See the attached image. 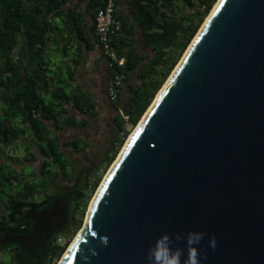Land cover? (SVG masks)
<instances>
[{
    "label": "water",
    "instance_id": "95a60500",
    "mask_svg": "<svg viewBox=\"0 0 264 264\" xmlns=\"http://www.w3.org/2000/svg\"><path fill=\"white\" fill-rule=\"evenodd\" d=\"M210 12L58 264H151L157 238L183 249L190 232L204 233L201 264H264V0H219ZM67 211L61 198L28 211L32 228L0 243L40 260Z\"/></svg>",
    "mask_w": 264,
    "mask_h": 264
},
{
    "label": "trees",
    "instance_id": "16d2710c",
    "mask_svg": "<svg viewBox=\"0 0 264 264\" xmlns=\"http://www.w3.org/2000/svg\"><path fill=\"white\" fill-rule=\"evenodd\" d=\"M216 2L114 0L109 45L124 64L108 67L109 83L118 76V95L126 87L128 101L119 96L111 102L114 130L106 150L97 166L75 175L78 167L67 150L82 153L90 142L64 136L88 125L77 115L94 116L95 110L73 84L75 67L83 46L90 49L94 40L99 46L95 20L105 0H0V231L21 234L32 224L24 218L28 208L39 211L57 198H69L66 223L47 241L39 264L61 258L103 171L130 134L119 109L135 128ZM19 138L25 139L21 170L4 153ZM41 190L44 202L36 196ZM15 246L18 263L37 264Z\"/></svg>",
    "mask_w": 264,
    "mask_h": 264
},
{
    "label": "crops",
    "instance_id": "0c3cea01",
    "mask_svg": "<svg viewBox=\"0 0 264 264\" xmlns=\"http://www.w3.org/2000/svg\"><path fill=\"white\" fill-rule=\"evenodd\" d=\"M95 41V40H94ZM93 41L90 49H82L81 58L75 67L74 86L83 94H86L95 105L93 110L94 116L77 115L78 122L87 121L88 125L84 129H77V135L72 138H83L86 141L92 139L97 134L105 129L108 130L104 135L111 139L110 130L113 131L112 117L114 110L112 103L107 97V88L109 84V73L107 60L102 54L97 43ZM121 102L128 101V91L124 87L118 97ZM103 133V132H101ZM66 134H71V130H67ZM113 134V133H112Z\"/></svg>",
    "mask_w": 264,
    "mask_h": 264
},
{
    "label": "rangeland",
    "instance_id": "374dc122",
    "mask_svg": "<svg viewBox=\"0 0 264 264\" xmlns=\"http://www.w3.org/2000/svg\"><path fill=\"white\" fill-rule=\"evenodd\" d=\"M133 129L130 130V133L133 131ZM107 131L108 130H106V129L104 131H101L103 133L100 132V134H101L100 136H97V134H95L92 137V139L90 140V144L88 145V147L82 153L75 154L70 149L67 150V152L71 156L70 158L74 161L76 167H78V170L76 171L75 175H77V174L80 175L81 174V173H78L79 170L80 171L81 170L84 171L90 165L97 166L99 164V162H100V160H101V158L103 156V153L106 150V147H107V145L109 143V140H110L107 137H105V135H106L105 133ZM112 133H113V131L110 130L109 135L111 136ZM75 135H77V130H72L71 131V134H69V135L66 134L64 137L65 138H67V137H73ZM127 138H126V140H127ZM22 141H25V139L24 138H19V139L15 140L13 143H11V145H10V147L8 149H5L4 150V153L7 156V160L10 161L12 167H14L17 170H21V168L26 164V163L23 162L24 151H23V147L21 146ZM111 164L103 171L102 176H101L100 183L102 182V180H103L104 176L106 175V173H107L109 167L111 166ZM39 165H40V162L39 161L33 163V170L35 172L38 171ZM29 170H30L29 166H27V167L24 168V172L25 173L29 172ZM100 183H99L98 187L100 186ZM60 184H61V186H63V183H60ZM64 186L66 187V185H64ZM97 188H96V190H97ZM96 190L92 193V195H91V197H90V199L88 201L86 210L84 212V218H85L87 209H88V207H89V205L91 203V200H92V198H93L94 193L96 192ZM84 218H83V221H84ZM77 232H78V230L71 237L70 241L68 242V245L71 243V241L73 240V238L75 237V235L77 234ZM60 242L61 243H64V240L62 239ZM7 254H8V251H6L5 254L0 252V261L1 262L9 263V258H8V255ZM59 260H56L55 264H58Z\"/></svg>",
    "mask_w": 264,
    "mask_h": 264
},
{
    "label": "clouds",
    "instance_id": "9594fccd",
    "mask_svg": "<svg viewBox=\"0 0 264 264\" xmlns=\"http://www.w3.org/2000/svg\"><path fill=\"white\" fill-rule=\"evenodd\" d=\"M204 237L202 232H190L183 238L184 247H179L180 241H174L175 248L170 246L167 234L157 238L154 246L149 249L151 264H201L202 256L198 245ZM106 243V241H104ZM208 245L215 248L214 237H209ZM93 255L95 253L93 252ZM183 257V259H182Z\"/></svg>",
    "mask_w": 264,
    "mask_h": 264
},
{
    "label": "built area",
    "instance_id": "2783aa9c",
    "mask_svg": "<svg viewBox=\"0 0 264 264\" xmlns=\"http://www.w3.org/2000/svg\"><path fill=\"white\" fill-rule=\"evenodd\" d=\"M113 8L114 0H105L104 6L98 11L95 20V31L98 38L99 48L107 60L108 67L113 65L123 66L124 59L118 57L115 50L109 45L110 34L113 32L112 26L114 24L113 20ZM121 82L118 76H115L112 81L108 84L107 97L110 102H115L118 98V87ZM119 115L126 122V130L133 129L128 124V115L122 110L119 109Z\"/></svg>",
    "mask_w": 264,
    "mask_h": 264
},
{
    "label": "flooded vegetation",
    "instance_id": "af4514ba",
    "mask_svg": "<svg viewBox=\"0 0 264 264\" xmlns=\"http://www.w3.org/2000/svg\"><path fill=\"white\" fill-rule=\"evenodd\" d=\"M58 182V181H57ZM44 194H45V191L44 190H41L40 192H38V193H36V196L37 197H40V199H41V201L42 202H44V200H45V197H44ZM61 199H63V198H61ZM64 200H67L68 201V207H69V198H66V199H64ZM50 206V205H49ZM48 206V207H49ZM44 209V208H43ZM41 210V209H40ZM39 210V211H40ZM28 211H33V210H31V209H29L28 208ZM27 211V212H28ZM33 212H38V211H33ZM26 215V214H25ZM0 218H2L1 216H0ZM25 218V220H29V221H32V220H30V219H27L26 217H24ZM32 225H33V221H32V224H31V226H30V228L27 230V231H25V232H23V233H26V232H28L31 228H32ZM20 228L21 229H23V228H25V226H20ZM23 233H21V234H23ZM55 233V232H54ZM53 233V234H54ZM5 234H7V233H5ZM5 234H3V232L2 231H0V238H2ZM52 234V235H53ZM52 235H51V237H52ZM51 237L49 238V239H51ZM49 239L47 240V241H49ZM47 241H46V243H47ZM15 245H17V244H15V243H8V244H1L0 243V252L1 253H4L5 254V252L6 251H8V258L9 259H11V261L9 262V263H6V264H20V263H18V261H17V259H18V257H19V253L17 252V250H16V246ZM46 245V244H45ZM17 247H18V249H21L18 245H17ZM22 250V249H21ZM22 252H23V254L27 257V260H37V264H39L41 261H42V259H43V256H44V254H45V251H44V253H43V255H42V258L40 259V260H38V256L41 254V251L40 250H38L37 252H36V255L35 256H29V254H26L23 250H22ZM0 264H5L4 262H1L0 261Z\"/></svg>",
    "mask_w": 264,
    "mask_h": 264
},
{
    "label": "bare ground",
    "instance_id": "6f19581e",
    "mask_svg": "<svg viewBox=\"0 0 264 264\" xmlns=\"http://www.w3.org/2000/svg\"><path fill=\"white\" fill-rule=\"evenodd\" d=\"M218 1H219V0H217V2H218ZM217 2L215 3V5L217 4ZM215 5L213 6V8L215 7ZM213 8H212V10H213ZM212 10H211V11H212ZM210 13H211V12H210ZM209 15H210V14H208V16H209ZM208 16L206 17V19L208 18ZM206 19H205V21H206ZM156 97H157V96H156ZM133 131H134V129H133ZM133 131H132V132H133ZM132 132L130 133V135L132 134ZM130 135H129V137H130ZM129 137H128V138H129ZM128 138H127V140H128ZM127 140H126V141H127ZM125 143H126V142H125ZM125 143H124V145H125ZM123 147H124V146H123ZM123 147L121 148V151H122ZM121 151H120V153H121ZM120 153H119V154H120ZM109 169H110V168H109ZM109 169H108V171H109ZM108 171H107V173H108ZM107 173H106V174H107ZM105 176H106V175H105ZM105 176H104V178H105ZM104 178H103V180H104ZM100 185H101V184H100ZM99 187H100V186H99Z\"/></svg>",
    "mask_w": 264,
    "mask_h": 264
}]
</instances>
